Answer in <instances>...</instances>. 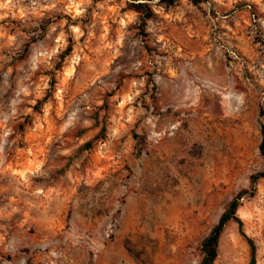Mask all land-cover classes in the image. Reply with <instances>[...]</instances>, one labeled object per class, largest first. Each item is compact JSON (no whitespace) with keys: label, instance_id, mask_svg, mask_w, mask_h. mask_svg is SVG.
Instances as JSON below:
<instances>
[{"label":"rangeland","instance_id":"rangeland-1","mask_svg":"<svg viewBox=\"0 0 264 264\" xmlns=\"http://www.w3.org/2000/svg\"><path fill=\"white\" fill-rule=\"evenodd\" d=\"M141 2L0 0V264H200L252 190L264 264V0Z\"/></svg>","mask_w":264,"mask_h":264},{"label":"trees","instance_id":"trees-1","mask_svg":"<svg viewBox=\"0 0 264 264\" xmlns=\"http://www.w3.org/2000/svg\"><path fill=\"white\" fill-rule=\"evenodd\" d=\"M141 1L142 2L139 4H134L133 7L136 12L142 15L143 21L145 23L147 20L153 17V11L148 3L156 0H141ZM160 1L165 3L166 5H173L174 3V0H160ZM71 52H72V45L70 44L67 50L65 51L63 58H65ZM42 103L43 101L39 102L40 105ZM103 131H105V129ZM262 134L264 136V127H262ZM85 147H86L85 149H91L92 143L86 144ZM259 149L262 156L264 157V139L261 145L259 146ZM260 179H264V172L257 174L255 177H253V183L256 184ZM253 191L254 190H252V192L242 191L230 202L225 212L221 216L218 224L213 228L209 236L202 243V247H201L202 259L200 264H214V262L218 257V247L222 233L224 232L227 225L232 221L237 222L240 226L242 225V222L237 217V211L240 208L241 202L244 199V197L247 195H253ZM250 244L252 247V257L250 264H257L255 246L252 241H250Z\"/></svg>","mask_w":264,"mask_h":264}]
</instances>
